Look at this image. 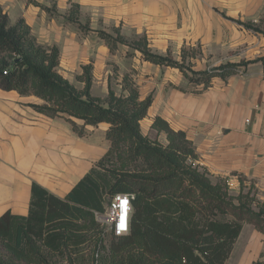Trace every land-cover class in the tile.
<instances>
[{"label":"crops","instance_id":"obj_1","mask_svg":"<svg viewBox=\"0 0 264 264\" xmlns=\"http://www.w3.org/2000/svg\"><path fill=\"white\" fill-rule=\"evenodd\" d=\"M32 1L0 0V8L11 23L23 19L39 45L57 47V71L64 79L82 89L76 77L91 65L90 94L103 99L109 82L119 92L122 77L129 75L140 99L151 97L140 121L144 136L167 144L165 134L151 128L159 117L185 133L212 180H225L229 191L254 186L264 193V37L237 23L262 27L264 0ZM71 4L79 5L80 23L90 14L89 31L65 20ZM99 16L126 38L144 35L152 53L175 61L183 50L197 48L211 57L237 52L224 64L250 63L226 80L213 78L198 92L201 86L176 68L145 62L137 51L127 58L125 46L109 51L93 27ZM41 104L35 96L0 89V216H26L33 183L64 199L109 148L106 124L86 127L79 137L66 122L30 106ZM257 261L264 262V233L245 224L225 264Z\"/></svg>","mask_w":264,"mask_h":264},{"label":"trees","instance_id":"obj_2","mask_svg":"<svg viewBox=\"0 0 264 264\" xmlns=\"http://www.w3.org/2000/svg\"><path fill=\"white\" fill-rule=\"evenodd\" d=\"M79 16V5L71 4L65 20L89 31ZM237 23L264 37V21L260 28ZM95 32L111 52L125 46L127 57L137 51L145 62L178 69L201 86L198 92L213 78L226 80L250 63L195 71L184 50L175 61L152 53L144 35L126 38L119 28ZM58 64L57 47L39 45L23 19L11 23L0 8V89L37 97L43 104L30 105L33 110L66 122L79 137L86 127L106 124L109 143L64 199L33 183L27 215L0 216V264H225L243 225L264 233V207L255 211L248 194L232 197L225 180L213 182L184 132L156 117L151 128L165 134L167 144L141 133L151 97L141 100L129 75L122 77L119 92L109 82L101 99L90 94L91 65L76 77L83 83L77 89L58 73ZM117 194L133 196L129 232L119 237L106 232L94 215Z\"/></svg>","mask_w":264,"mask_h":264},{"label":"rangeland","instance_id":"obj_3","mask_svg":"<svg viewBox=\"0 0 264 264\" xmlns=\"http://www.w3.org/2000/svg\"><path fill=\"white\" fill-rule=\"evenodd\" d=\"M112 1H114V0H112ZM115 1L117 2L118 0H115ZM98 18H99L98 23L97 24L95 23V25H93V27L97 28L98 30L103 29L107 32H111L112 24L104 25L102 23V20H100V16ZM90 19H91L90 14L87 16L81 17V23L85 24V22L87 20V22H89V24H90ZM185 53L188 56V58L186 60V64H188L195 71L202 70L205 68L210 69V68H214V67L219 66V65H223L225 62L234 59L238 55V54H236L237 52H235V53L233 52V55L211 57V56L204 55L201 52V50L197 49V48H194V50L187 49ZM127 58H129V57H127ZM177 61H178V59H177ZM212 181L215 182L216 180H212ZM244 188L245 187L240 188L239 186H237V188H235V190L228 191L229 195L232 197H237L239 194L240 195L241 194L242 195L248 194L249 195L248 199L249 200L251 199L250 200L251 206L255 211H257L258 207H264V193L259 192L258 189L255 188L254 186H251L249 191L247 189L244 190Z\"/></svg>","mask_w":264,"mask_h":264},{"label":"built area","instance_id":"obj_4","mask_svg":"<svg viewBox=\"0 0 264 264\" xmlns=\"http://www.w3.org/2000/svg\"><path fill=\"white\" fill-rule=\"evenodd\" d=\"M132 199L133 196L127 194L113 196L103 213L94 214L96 221L116 237L128 234Z\"/></svg>","mask_w":264,"mask_h":264}]
</instances>
